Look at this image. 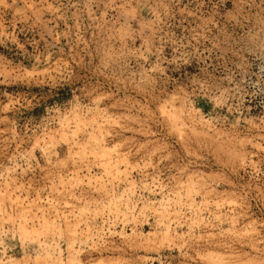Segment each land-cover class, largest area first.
I'll return each mask as SVG.
<instances>
[{
  "label": "rangeland",
  "instance_id": "1",
  "mask_svg": "<svg viewBox=\"0 0 264 264\" xmlns=\"http://www.w3.org/2000/svg\"><path fill=\"white\" fill-rule=\"evenodd\" d=\"M71 244L264 264V0H0V264Z\"/></svg>",
  "mask_w": 264,
  "mask_h": 264
},
{
  "label": "bare ground",
  "instance_id": "2",
  "mask_svg": "<svg viewBox=\"0 0 264 264\" xmlns=\"http://www.w3.org/2000/svg\"><path fill=\"white\" fill-rule=\"evenodd\" d=\"M172 101H175L174 99L172 100ZM167 102H165V104H166ZM169 103V102H168ZM173 103V102H172ZM163 103H161V105H162ZM165 104H163V108H166L165 107ZM169 106H172V104H170L169 103ZM169 106L167 107V108H169ZM161 107V106H160ZM171 109V108H170ZM166 110V109H165ZM168 110V109H167ZM163 111V110H162ZM171 111H172V109H171ZM171 111H169L170 113H171ZM164 112V111H163ZM172 112H174V113H172V115H173V117H177V112L176 111H172ZM179 113V112H178ZM182 113V112H181ZM181 113L179 114L180 115V117H181ZM171 115V114H170ZM178 115V116H179ZM172 122H175V121H173L172 120ZM174 124V123H173ZM181 124V123H180ZM179 124V125H180ZM175 126H176V124H174ZM63 132V131H62ZM61 137V139L63 138V140H64V137L61 135L60 136ZM94 138V137H93ZM93 138H92V141H93ZM95 139V138H94ZM95 142V140L93 141V143ZM102 144V143H101ZM102 147V146H101ZM99 151H101L100 153H99V155H97V157L99 158H101V159H104L106 156H108V154H109V150H107L105 147L104 148H102L101 150H99ZM94 153V152H93ZM95 155H96V153H94ZM93 154V155H94ZM94 157V156H93ZM99 158V159H100ZM98 159V160H99ZM110 160V159H109ZM103 162V161H102ZM101 163V162H100ZM99 163V164H100ZM127 163V162H126ZM99 164H98V166H99ZM104 166V170H107V171H109V169H110V167L111 166H109V163H106V164H103ZM113 165H114V163H113ZM84 166H86V165H84ZM113 167V166H112ZM109 168V169H108ZM101 169H103V168H101ZM112 169V168H111ZM103 170V171H104ZM107 171L105 172L106 174H108V175H110V173L108 172L107 173ZM104 175V174H103ZM107 175V176H108ZM88 182H90V181H88ZM105 183V182H104ZM94 186V185H93ZM100 188V187H99ZM112 197V196H111ZM96 199V198H95ZM9 204V203H8ZM12 205V204H11ZM8 208H10V207H8ZM72 218V217H71ZM46 218H43V220L41 221V222H39L38 223V225H39V227L38 228H35V227H32L31 229H26L25 228V226H22L21 224H19L18 225V231H19V233L21 234V236H22V239L25 241H32V240H37L42 234H45L46 232H48L49 230H53V228L55 227H53V223H51L49 220H45ZM117 219V218H116ZM113 223H114V221H113ZM57 226V225H56ZM51 228V229H50ZM58 228V227H57ZM71 228H72V230H71V243L73 244V242L75 241L76 242V236H77V232H76V224L75 225H71ZM91 228V227H90ZM55 229V228H54ZM79 229V228H78ZM86 229H87V227H86ZM107 229V228H106ZM105 229V230H106ZM88 231H89V229H88ZM87 231V232H88ZM81 232H82V230H81ZM111 232V231H110ZM108 233V232H107ZM112 233V232H111ZM79 234H80V231H79ZM91 234V233H90ZM80 236H82L81 234H80ZM84 236V235H83ZM86 236V235H85ZM104 236V235H103ZM86 238V237H85ZM101 238V237H100ZM25 241V242H26ZM87 241V240H86ZM105 241V240H104ZM96 242V241H95ZM79 243V242H78ZM90 243V242H89ZM103 243H105V242H103ZM72 244H71V264H77V263H79V255H78V250L77 249H75L73 246H72ZM80 244V243H79ZM90 245V244H89ZM111 245V244H110ZM43 245H41L40 247H42ZM88 246V245H87ZM100 246V245H99ZM98 246V247H99ZM100 247H102V246H100ZM107 247V246H106ZM105 246H104V248H106ZM43 248V247H42ZM95 248V250L97 249V247H94V244H93V247H91V249H94ZM103 248V247H102ZM104 248H103V250H104ZM100 249V248H99ZM89 250H90V246H89ZM115 250V249H114ZM80 251V250H79ZM82 251V250H81ZM101 251V250H100ZM99 251V252H100ZM111 251V250H110ZM116 251V250H115ZM90 252V251H89ZM93 252V251H92ZM91 253V252H90ZM119 254V253H118ZM87 257V256H86ZM207 258H208V261L209 262H212V263H214V264H229L228 262L227 263H223V262H225V260H223V258L222 257H220V255H218V254H215V253H213V252H209L208 254H207ZM84 260V259H83ZM90 260V259H89ZM92 260V259H91ZM81 261V260H80ZM89 262V261H88ZM51 263V262H50ZM55 264V263H54ZM58 264V263H57ZM86 264V263H85ZM241 264V263H240Z\"/></svg>",
  "mask_w": 264,
  "mask_h": 264
}]
</instances>
